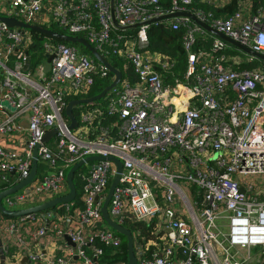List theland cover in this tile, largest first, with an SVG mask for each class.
Here are the masks:
<instances>
[{
  "label": "built area",
  "instance_id": "1",
  "mask_svg": "<svg viewBox=\"0 0 264 264\" xmlns=\"http://www.w3.org/2000/svg\"><path fill=\"white\" fill-rule=\"evenodd\" d=\"M169 1L164 9L160 0H0V15L82 33L110 63L108 55H116L135 76L131 82L121 75L103 101L79 104L77 124L70 128L65 96H84L94 77L107 76L110 69L75 44L47 40L42 45L46 55L53 53L50 69L44 70L45 60L23 69L31 35L0 20V107L5 106L0 133L19 132V120L27 122L22 151L0 145V173L14 169L15 183L28 175L36 144L37 163L47 166L3 197V206L19 210L66 195L69 168L88 155L104 157L78 167L83 180L78 200L76 194L18 217L0 212L4 261L128 264L101 260L103 247L121 244L101 213L117 168L107 158L112 155L122 167L107 212L131 231L137 264H264V71L234 68L252 57L228 53L227 42L187 14L147 22L189 11L264 53V0H237L228 16H211L190 4L222 7L232 0ZM151 23L183 29V77L173 71L169 55L149 48ZM207 39L209 49L196 47ZM168 74L173 85L164 82ZM105 115L115 118L101 122ZM52 127L55 133L41 141ZM135 223L148 234L132 230Z\"/></svg>",
  "mask_w": 264,
  "mask_h": 264
},
{
  "label": "trees",
  "instance_id": "2",
  "mask_svg": "<svg viewBox=\"0 0 264 264\" xmlns=\"http://www.w3.org/2000/svg\"><path fill=\"white\" fill-rule=\"evenodd\" d=\"M160 3L162 4L164 9L169 8L170 6V1L169 0H160ZM237 7V0H232L231 2H229L228 4L222 6V7H215L213 5L204 3V2H192L190 4V8H199L200 10H202L203 12H205L206 14H210L211 16H228L230 13H232ZM44 27L56 30L58 32H67L64 28L59 27V25H57L56 23H51V24H47V25H42ZM27 30L29 31L30 35H31V42L29 43V45L26 48L27 54L29 55L30 58V68H34L37 64L43 62L46 58V54L43 48V41L47 40L50 42H65L68 44H75L77 45L81 50L83 51H87L89 52V50L83 46L81 43L79 42H71L53 35H48L45 32L39 30V29H35V28H27ZM182 32L183 29L179 28V29H172L170 27H166L160 23L155 24V23H151L149 25L147 34H148V39H149V48L152 50H158L162 53H165L167 55H169L171 57V59L173 60V71L177 74V76L179 77H183V73L186 69V51L182 46V42H181V37H182ZM78 36L84 37V35L82 33H78ZM85 38V37H84ZM86 39V38H85ZM200 43V45L196 46V47H203L205 49H209L210 48V39L207 40H203ZM229 46H231L230 44H228ZM226 51L228 53L231 54H236V53H240V54H245L244 52H242L241 50L235 49L233 48V46L228 47L226 49ZM90 53V52H89ZM13 58V57H12ZM109 60L111 61V64L118 68L121 71V75L123 77L125 76H129V79L131 82L134 81V73L131 67L129 68H124V61L121 58H118L116 55H108ZM262 62V66H264V60L263 59H259ZM234 68H251V67H259L258 65V61L255 59H250V60H246L243 62H240L239 64H234L233 66ZM112 79V72L109 71V73L107 74V76H95L94 77V81L93 84L90 88V90L88 91L87 94H85L84 96H89L92 94H96L99 91H101L103 89V87H105ZM164 82L165 83H170V84H174V79L170 76V74L166 75L164 78ZM79 97V95H66L65 99L66 101L72 99V98H76ZM105 98V95L102 96L99 99H96L95 101H92L90 103H83L81 106H87V105H93L96 103H99L101 101H103ZM80 108L79 105H75L73 108V113L75 115H77L78 109ZM115 118V115L112 116H106L101 118V122H110L112 119ZM52 142L49 141V144H51ZM45 167H47L43 162H41L40 160L37 163V175H40L42 170L45 169ZM80 168H77L74 172L73 175V179H74V185L76 188V194H77V200L81 194L82 191V186H83V180H81V178L78 175V172L80 171ZM15 178H16V174L12 173V172H8V173H0V191L9 188L10 186L15 184ZM134 226L135 229H138L140 231V233L143 235L144 233L147 235L148 232L145 231V227H143L141 224L139 223H135V224H130V228L132 230H134V228L132 227ZM118 233V232H117ZM119 236L121 237V244L118 247H103V251L104 254L101 257V260L103 262H115L117 260H126L127 259V245H126V238L124 237V235L118 233ZM141 241V240H140ZM114 252V254L112 255L111 252Z\"/></svg>",
  "mask_w": 264,
  "mask_h": 264
},
{
  "label": "water",
  "instance_id": "3",
  "mask_svg": "<svg viewBox=\"0 0 264 264\" xmlns=\"http://www.w3.org/2000/svg\"><path fill=\"white\" fill-rule=\"evenodd\" d=\"M178 14L189 15L193 20H195L197 23H199L204 29L208 30L209 32L218 36L219 38L223 39L225 42H227L228 44L233 46V48L241 50L245 54L253 55L259 59L264 60V53L263 52L257 51L255 49L251 48L250 46L243 44L240 41L226 35L225 33L217 30L214 27H212L207 22L199 19L198 17H196L193 13H191L189 11L176 10L173 12L164 13V14L154 16V17L148 19L147 22H150V21H153L156 19H160L163 17H170L172 15H178ZM0 20L5 22L9 27L18 26L20 28V30H23L24 28H35V29H39V30L45 32L48 35H53V36H56V37H59V38H62V39H65V40H68L71 42H79L83 46H85L95 58L104 62L106 64V66L110 69V71L114 74L113 79L105 87H103V89L101 91H99L98 93L92 94L89 96L72 98V99L67 101L66 106H65V114L70 119V123H69L70 128L74 127L77 124V119L73 113V108L75 105H79V104H83V103H90L92 101H95L96 99L101 98L102 96L105 95V93L111 87L116 85L121 79V71L118 68L114 67L103 55H101L98 52V50L90 42H88L86 39H84L81 36H78V35H75L72 33H67V32H58L56 30L44 27V26L36 24V23H29V22L22 21L20 19H17L14 16H9V15H0ZM137 24L138 23H135L132 26H135ZM52 57H53V53L46 55V59L44 61V70L45 71H48L50 69ZM29 62H30V58L27 57L24 65H23V69H27L29 67ZM55 131H56V127H52L50 129L46 130L43 133L41 141H44V142L48 141L49 138L55 133ZM37 148H38V144H36L34 146L33 151H32V164H31V169H30L28 175H26L22 179L18 180L17 183L10 186L9 188H6V189L0 191V212L2 214L10 216V217H18L20 215H24V214H28L31 212H37V211H41L44 209L51 208L56 203H59V202H65V201L72 200L76 195V188L73 184V178H72L73 172L75 171V169L78 168L86 160L104 158L103 156H100V155H88L82 159H79L77 162H75L69 168V170L67 171V174H66L67 183L69 186V192L66 195H62V196L53 198L47 202H44V203H41V204H38L35 206H31V207L19 209V210H10V209L5 208L3 206V204L1 203V199L3 197H5L6 195L12 194L15 191L19 190L20 188H22L26 184L30 183V181L34 178V176L36 174L37 160H38ZM107 158L113 159L116 162L117 168H116V172H115V174L111 180V183L108 186L106 197H105L104 202H103L102 207H101V213H102V216H103L104 220L106 221V223L112 229H114L116 232L124 235V237L126 238L128 264H137V260L133 254V237H132L131 231L129 229L125 228L124 226L116 223L115 221L111 220L109 215H108V212H107V205H108V202H109L110 197L112 195V192L114 190V187L117 184L119 172H120L121 167H122V163L117 157L110 155ZM11 172H14V169H12ZM67 239H68L69 243L72 244L70 242L69 238H67ZM0 255H1V259H2L1 264H5L4 255L2 254L1 241H0ZM26 261L27 260L24 257L21 260V263L23 264Z\"/></svg>",
  "mask_w": 264,
  "mask_h": 264
},
{
  "label": "crops",
  "instance_id": "4",
  "mask_svg": "<svg viewBox=\"0 0 264 264\" xmlns=\"http://www.w3.org/2000/svg\"><path fill=\"white\" fill-rule=\"evenodd\" d=\"M13 62H10V65H12ZM14 65V64H13ZM9 68V67H8ZM10 69V72L12 74L13 71H11V68ZM13 78H15L16 80L20 81V79H18L16 77V75H13ZM29 92V90H28ZM35 93V90L34 89H31L30 90V94H34ZM5 106L2 104V106L0 108H4ZM7 111L8 112H13L14 109L12 107H8L7 108ZM2 118V114H0V119ZM19 123L21 124V130L19 132L17 131H12V132H9V133H0V145L5 149V150H10V149H17L19 151H22L20 149H23L24 146H25V141H26V125H27V122H26V119L25 118H21L19 120ZM13 137V138H12ZM24 258V257H23ZM22 258V259H23ZM21 259V260H22ZM1 255H0V264H1ZM27 260V259H26ZM5 264H10V259L9 260H6L5 259ZM22 264V263H21ZM23 264H29L28 260L26 262H24Z\"/></svg>",
  "mask_w": 264,
  "mask_h": 264
},
{
  "label": "rangeland",
  "instance_id": "5",
  "mask_svg": "<svg viewBox=\"0 0 264 264\" xmlns=\"http://www.w3.org/2000/svg\"><path fill=\"white\" fill-rule=\"evenodd\" d=\"M28 31V30H27ZM78 33H75V35H77ZM88 53V52H87ZM244 55V56H243ZM243 55H241L242 57H252V59H255V60H257L258 61V65H259V67L258 68H260L261 70H263L264 71V66H262L261 64H262V62L259 60V58H257L256 56H253V55H249V54H243ZM5 104L7 103V102H4Z\"/></svg>",
  "mask_w": 264,
  "mask_h": 264
}]
</instances>
